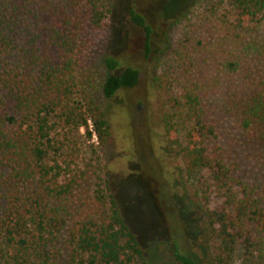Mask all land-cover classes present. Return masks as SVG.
<instances>
[{"label": "trees", "instance_id": "trees-1", "mask_svg": "<svg viewBox=\"0 0 264 264\" xmlns=\"http://www.w3.org/2000/svg\"><path fill=\"white\" fill-rule=\"evenodd\" d=\"M5 1L0 7V264H147L111 195L100 154L93 150L82 167L74 168L61 167L52 157L58 151L53 131L83 127L91 137L89 120L104 152V111L85 95L77 99L76 73L87 41L83 21L72 11L82 2L87 26L99 30L113 0H45L37 8L35 0ZM215 1L212 6L230 8L224 30L231 47L213 80L222 85L218 98L236 122L238 139L234 147L218 141L219 132L205 115L202 89L185 75L178 81L179 100L173 99L180 108L178 121L173 113L164 117L168 147L187 160V174L205 173L193 195L214 264H264V177L250 178L238 152L241 147L264 151V39L259 37L264 0ZM191 14L189 7L169 28ZM26 16L33 27L19 37L11 26ZM129 18L143 29L151 51V27L133 9ZM102 63L105 99L138 82L133 66L115 72L119 59L113 53ZM166 246L176 264H196L178 241ZM238 252L243 259L236 263Z\"/></svg>", "mask_w": 264, "mask_h": 264}, {"label": "rangeland", "instance_id": "rangeland-1", "mask_svg": "<svg viewBox=\"0 0 264 264\" xmlns=\"http://www.w3.org/2000/svg\"><path fill=\"white\" fill-rule=\"evenodd\" d=\"M44 1L35 0L34 8ZM212 1L113 0L112 12L99 30L87 26L82 2H77L72 11L83 21L87 41L84 64L76 73L80 89L77 99L85 95L104 111L108 132L101 154L90 120L91 137L83 127L69 130L59 126L52 133L58 148L52 157L61 167L69 164L74 168L82 167L94 155L93 150L100 154L111 195L147 264H176L166 244L177 241L196 264H214L213 252L203 242L202 220L193 195L205 173H186L187 160L168 147L164 122L168 113L178 121L180 108H175L173 99L179 100L178 81L187 75L191 85L196 81L202 89L205 115L216 126L218 141L234 147L238 139L236 122L225 113L218 98L222 85L213 80L218 63L231 47L224 30L230 8L224 3L212 6ZM5 2L0 0V7ZM189 7L193 11L190 19L170 29V22ZM130 9L140 13L151 27V51L145 47L143 29L130 21ZM11 27L22 37L32 29L33 20L21 17ZM259 30L260 39H264V23ZM153 48L159 51L152 52ZM110 53L119 59L115 72L130 65L138 70L139 77L134 87H122L105 99L101 83L107 71L102 58ZM238 152L242 170L253 180L263 178L264 151L241 147ZM241 258L238 252L236 263Z\"/></svg>", "mask_w": 264, "mask_h": 264}]
</instances>
